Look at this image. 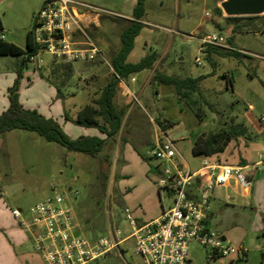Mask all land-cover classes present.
I'll list each match as a JSON object with an SVG mask.
<instances>
[{"label": "rangeland", "instance_id": "374dc122", "mask_svg": "<svg viewBox=\"0 0 264 264\" xmlns=\"http://www.w3.org/2000/svg\"><path fill=\"white\" fill-rule=\"evenodd\" d=\"M76 1L113 13L102 15L98 28L88 29L110 63L113 50L121 46L124 26L113 19L119 13L131 15L137 0ZM220 1L145 0L143 26L127 62L137 63L152 54L157 59L151 69L118 83L114 104L122 112L121 128L98 155L68 151L33 131L16 129L3 134L0 197L6 206L26 212L52 195L54 185L67 194L82 236L94 241L110 237L116 229L128 231L126 208L137 220L148 222L171 205L170 186L162 180L166 179L164 171L173 167L151 154L156 142L164 140L162 133L177 150L176 161L194 171L200 167L193 153L198 136L226 123H243L255 140L231 141L216 160L233 166L259 161L264 153V16L227 20L217 11ZM42 4L43 0H0V36L5 33L6 41L25 49L27 32ZM213 33L226 36L237 54L208 53L209 46L201 45L199 38ZM23 58L0 56V114L9 106V90L14 89L25 109L55 119L70 138H106L98 127L77 123L78 110L99 99L113 76L103 60H57L54 65L51 56L43 55V64L38 67L28 62L19 75ZM157 73L179 78L205 76L199 83L201 93L191 97L197 104L180 100L173 85L155 81ZM160 123L166 125L165 130ZM177 134L181 136L173 139ZM230 183L214 191L213 220L208 227L226 237L227 244L244 249L246 255L240 251L231 258H212L210 247L191 242L189 264H264V167H258L247 195L235 182ZM93 264L143 263L129 240Z\"/></svg>", "mask_w": 264, "mask_h": 264}, {"label": "built area", "instance_id": "2783aa9c", "mask_svg": "<svg viewBox=\"0 0 264 264\" xmlns=\"http://www.w3.org/2000/svg\"><path fill=\"white\" fill-rule=\"evenodd\" d=\"M104 14L113 13L76 0H43L31 28L39 50L29 61L39 67L44 62L43 55L66 63L99 58L114 73L104 52L88 32ZM0 38L4 40L5 33ZM199 40L201 45L234 50L226 36L218 33L201 36ZM196 62L199 64L200 60L197 58ZM131 80L136 81L135 78ZM162 137L164 140L156 142L151 154L173 167V170L164 171L166 179L162 180L164 186H170L172 204L157 219L140 222L126 208L128 231L116 229L110 237L90 241L79 231L67 194L54 185L53 194L32 205L28 211H12L20 227L33 237L34 249L45 264H93L129 240L134 242V252L143 264H189L191 242L210 247L212 258L225 259L240 251L243 255L246 253L244 249L227 244L209 229L210 203L214 191L228 187L230 182L249 192L258 167H264V153L259 161L247 166L202 158L200 167L191 171L176 161L177 150L165 134L162 133Z\"/></svg>", "mask_w": 264, "mask_h": 264}, {"label": "trees", "instance_id": "16d2710c", "mask_svg": "<svg viewBox=\"0 0 264 264\" xmlns=\"http://www.w3.org/2000/svg\"><path fill=\"white\" fill-rule=\"evenodd\" d=\"M145 3V0H137L129 19L118 16L114 17L113 21L124 22V26L120 33L121 46L111 57L112 59H110V65L114 70L113 76L102 90L100 98L85 105L78 112L77 123L98 127L102 133L106 134V138L103 139L98 136H80L76 139L70 138L55 119L47 118L35 110L25 109L20 103L18 94L14 89L9 90V106L6 111L0 114V137L8 131L16 129L33 131L46 141L57 143L65 147L68 151L83 153L89 156L98 155L104 144L109 139L114 140L121 128L122 112L118 111L114 104L118 83L120 80L127 79L132 75L134 76V74L140 71L151 69L157 59L156 55L152 54V56H145V58H142L137 63L127 62V58L134 48L135 39L143 26L142 18L145 16ZM217 11L222 15L219 7ZM261 17H230L226 19L238 21L243 18L250 21ZM101 19H103V16H101ZM238 27L240 28L239 25L235 26V28ZM38 50L39 46L34 41L31 29L27 32L25 49L0 38V56H24L23 63L18 71L19 75L22 74V67L30 62V57L36 54ZM208 53H217L221 56L237 54L234 50H225L212 46H209ZM52 60L51 62L56 65L57 60ZM204 78L205 76L200 78H179L157 73L154 80L161 84L173 85L180 100H187L190 102V105H195L197 104V99L194 100L191 97L201 93L199 83ZM199 113L197 111L196 114L200 117ZM160 127L165 130L166 125L160 123ZM238 138H244L253 142L255 135L243 123H226L215 132L209 134L203 133L198 136L193 144V153L195 156L216 160L220 154L225 152L229 143ZM216 161L218 162V160ZM241 163V166H246L244 161Z\"/></svg>", "mask_w": 264, "mask_h": 264}, {"label": "crops", "instance_id": "0c3cea01", "mask_svg": "<svg viewBox=\"0 0 264 264\" xmlns=\"http://www.w3.org/2000/svg\"><path fill=\"white\" fill-rule=\"evenodd\" d=\"M130 16L131 15L125 16L119 13L118 17L129 19ZM99 25H100L99 20H97L95 24H92V26H94L95 28H98ZM117 51L113 50V55ZM116 98L117 95L114 97V103ZM5 106L3 107L5 108ZM82 108H80V110ZM80 110H78V112H80ZM245 163L246 166L254 164L249 162H245ZM0 190H2L1 186H0ZM243 191L246 193L245 195L248 194L247 191L245 190ZM14 209L23 210L22 208L19 207H7L5 202L2 200V197H0V264H45L40 254L36 252L34 249L33 237L29 234V232H27L26 230L20 227L18 221L13 216L12 211ZM166 209H167L166 207H163L162 212L163 210ZM212 218H213V214L210 217V222H212L213 220ZM31 242L33 244L32 246H30Z\"/></svg>", "mask_w": 264, "mask_h": 264}, {"label": "water", "instance_id": "95a60500", "mask_svg": "<svg viewBox=\"0 0 264 264\" xmlns=\"http://www.w3.org/2000/svg\"><path fill=\"white\" fill-rule=\"evenodd\" d=\"M218 7L225 18L264 16V0H221ZM180 136L181 134H177L173 139ZM197 158L202 159V156ZM222 240L227 239L222 237Z\"/></svg>", "mask_w": 264, "mask_h": 264}]
</instances>
